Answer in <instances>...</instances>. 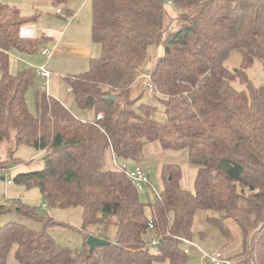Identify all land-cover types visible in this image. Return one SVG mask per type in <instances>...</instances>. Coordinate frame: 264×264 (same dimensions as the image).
<instances>
[{"label": "trees", "instance_id": "1", "mask_svg": "<svg viewBox=\"0 0 264 264\" xmlns=\"http://www.w3.org/2000/svg\"><path fill=\"white\" fill-rule=\"evenodd\" d=\"M47 1L65 8L67 0ZM90 12L100 53L87 70L64 80L78 111L92 110L93 118L74 114L46 89L34 92L32 114L25 94L37 75L32 66L12 73L9 56L36 51L46 37H20L19 27L30 26L35 15L0 3V142L11 137L43 151L40 169L18 171L13 179L37 187L50 206H81L82 230L96 228L72 250L44 228L6 222L0 264L11 246L19 264H190L198 252L185 253L181 238L197 243L206 235L234 263L264 264V83L254 86L245 74L254 60L264 63V0H90ZM150 46L162 48L147 73L162 95L164 122L150 118V104H136L139 96L130 94ZM233 50L241 61L230 69L224 60ZM236 79L246 90L233 86ZM150 142L186 149L196 165L192 190L180 184V166L165 162L161 186L148 188L144 202L123 170L106 163L110 151L118 164H139ZM7 155L0 169L18 161L11 150ZM12 210L33 214L26 204H0V214ZM196 214L204 228L195 225ZM88 235L107 243L89 250Z\"/></svg>", "mask_w": 264, "mask_h": 264}, {"label": "rangeland", "instance_id": "2", "mask_svg": "<svg viewBox=\"0 0 264 264\" xmlns=\"http://www.w3.org/2000/svg\"><path fill=\"white\" fill-rule=\"evenodd\" d=\"M43 0H25V4H21L19 12L22 16L28 17L35 15L37 18L38 34L36 36H42L41 32H48V30L62 28L65 21L63 16H59L53 13L54 6L51 7L50 4L43 3ZM16 0H10L8 5L18 6ZM82 0H67L64 6L71 8H76L80 5ZM64 12L62 6H59ZM167 13L170 16L175 14V10L172 6H166ZM78 20L83 25V28L74 34L72 37H78L79 40H88L92 41L90 38V26H91V12H90V1L84 4L82 8L77 12L73 24ZM26 26V25H25ZM41 28V29H40ZM69 33V30L67 31ZM69 40L73 39L68 37ZM42 41L37 45L36 51L30 53H20L12 51L9 56V70L12 73H16L22 68H28L31 66H36L40 64H47L52 75L48 80V89L47 93H50L53 97H56L61 100L74 114L80 116V111L73 103V100L69 96L70 94L66 90L67 86L65 84L64 77L83 72L88 69L89 60H87L82 54L79 55V59H60L57 52L53 50L52 56L49 59H46L41 53L42 48H49L52 50L50 45L45 44ZM90 43V42H89ZM51 44V43H50ZM93 50H91L92 57H96L100 53V45L96 42H93ZM55 53V54H54ZM162 53L161 46H150L148 48V53L146 59L141 65L140 70L137 73L136 79L131 87V96L139 98L136 101V104L139 102H147L151 106L149 111L150 118L164 122L166 116L163 112V104L161 102L162 95L157 92L149 94L145 88L146 82V73L150 68L153 59ZM61 54V53H60ZM59 54V55H60ZM83 57V58H82ZM241 61V55L238 51L233 50L229 53L228 57L224 60V63L230 69H235L239 67ZM59 65V67H58ZM81 65L79 71L76 70L73 66ZM47 67V66H46ZM47 67V68H48ZM48 68V69H49ZM245 74L251 82L252 85L256 86L261 83H264V63L260 60H254L250 66L245 69ZM44 81L41 77L35 76L33 85L28 88L26 91V103L27 107L32 114L35 112L34 104V92L46 91L44 87ZM233 86L236 89H245L246 87L238 79L232 82ZM52 92V93H51ZM141 93V94H140ZM87 118H93V111L87 109L83 115ZM151 143V142H150ZM147 143L146 145H148ZM12 151V157L18 159L17 162H8L6 169H0V204H7L13 206L14 203H22L29 206L32 209V215L24 214L18 211H10L7 213L0 214V225L5 224L9 221H18L25 224L33 230H40L44 228L47 234L53 238L57 245L62 247H68L72 250H78L82 247L85 240L84 235L94 233L96 228L93 224L87 225L84 230L81 228L82 223V209L81 206H50L44 202L41 194L37 187L27 188L24 184L17 182L13 177L20 172H28L40 169L42 167V156L43 151L34 148L33 146L27 144H15L13 138L10 137L8 140H3L0 142V159L9 158L8 151ZM106 163L111 166L112 158L111 155L107 152L105 157ZM120 162L119 159H117ZM129 165H132V162L126 161ZM165 162H174L177 163L182 171V176L180 178V184L187 189H193V179L196 173V165H192L187 160L186 149H177V150H163L158 143L152 142L150 146H147L143 149V159L139 163L144 167H148L150 170L149 178L152 186L154 188H159L161 182L158 176L159 166ZM19 169V170H18ZM6 179H9L11 182L6 183ZM150 186L144 187L143 189H138L139 197L142 201L146 202V191ZM45 203L46 206L42 207V204ZM49 219L54 221V223H49ZM201 219L200 214H196L195 225L204 228V223ZM48 222V224H46ZM115 233L114 226H109L107 230V236L113 238ZM240 240V233L234 234L233 241H231L230 246L234 248L237 247ZM197 243L202 249H220L223 252L226 250L220 247L219 243H215L214 239L210 238L209 235H206L203 241L198 239ZM233 244V245H232ZM231 250L230 252H232ZM190 258V264H194L195 260H198V255L193 254ZM6 264H19L14 255V246H11L6 255Z\"/></svg>", "mask_w": 264, "mask_h": 264}, {"label": "built area", "instance_id": "3", "mask_svg": "<svg viewBox=\"0 0 264 264\" xmlns=\"http://www.w3.org/2000/svg\"><path fill=\"white\" fill-rule=\"evenodd\" d=\"M55 13L57 15L63 16L66 22H70L73 19L72 14H65L64 11L60 7H55ZM35 35V31L32 27L29 26H20L19 27V36L20 37H33ZM40 53L46 58L49 59L52 56L53 50L49 48H42L40 50ZM33 72L41 77L44 81V87L47 90L48 89V80L50 77V70L46 67L45 63L32 66ZM145 88L147 93L153 94L155 91V87L150 79V76L148 73H146V82H145ZM66 90L68 93H71L70 87H67ZM112 164L115 167H118L119 169L123 170L127 178L131 181V183L137 188V189H143L144 187L150 186L152 190L156 191L157 188H154L150 182L149 174L150 170L148 167H144L140 164H132L128 165L126 163H116L114 156L112 155ZM8 183H10V180H7ZM148 226L151 228L152 224H148ZM156 240H152L151 244H155ZM182 245H183V251L185 253H190L192 248H195L198 252V260L197 264H242V263H234L231 261L228 257H226L225 253L220 249H202L198 243H196L193 240L187 239V238H181Z\"/></svg>", "mask_w": 264, "mask_h": 264}, {"label": "crops", "instance_id": "4", "mask_svg": "<svg viewBox=\"0 0 264 264\" xmlns=\"http://www.w3.org/2000/svg\"><path fill=\"white\" fill-rule=\"evenodd\" d=\"M9 1L10 0H0V3L8 4ZM16 1H19L18 2V6L16 5V7L18 9H20L21 4H25L24 3L25 0H16ZM28 1H31V0H28ZM88 1H90V0H82L80 5L77 6L76 8H71V7H68L66 5L65 8H63V9L64 10L67 9L68 10L67 14H72L73 15V19L70 22H64L62 28L48 30V32H46V33L45 32H41V34L46 37L44 43L47 44V45L49 44L50 47L52 48V50L57 52V54L60 57V59L62 58V59H66V60H69V59L77 60V59H79V55L78 54H80V55L82 54V56H84L87 60L92 58L91 50H93V47H94L93 44H92V41L79 40L78 37H72L74 34H77V32L80 31L81 29H85L86 30V28L85 27L83 28V25H81V22H79L78 20H76V22L74 24H73V22L75 20V16L77 15V12L82 8V6L84 4L88 3ZM42 2L43 3H47V4L49 3V1H47V0H43ZM50 6L53 7L52 5H50ZM20 11H21V9H20ZM53 13L56 14L55 13V8H54ZM36 24H37V18H35L33 23L29 26V27H32L34 29L35 35L38 34V27L36 26ZM68 30H69V33H67ZM68 37H71L73 39L69 40ZM90 38H91V35H90ZM46 66L48 67L47 64H46ZM58 67H59V65H58ZM73 67H76V68H74L76 70H72V71H79V69L81 68V65H76V66H73ZM49 70H50V68H49ZM50 72H51V74H50V77H51L52 71L50 70ZM50 77H49V79H50ZM56 99H58V98H56ZM58 100H60V99H58ZM84 113L85 112H80V114L82 116L84 115ZM151 143L146 145V147L150 146ZM110 153L111 152L109 151V154ZM159 168H160V166H159ZM158 176H159V172H158ZM7 180H9V179H6V183H7ZM7 184H9V183H7Z\"/></svg>", "mask_w": 264, "mask_h": 264}, {"label": "water", "instance_id": "5", "mask_svg": "<svg viewBox=\"0 0 264 264\" xmlns=\"http://www.w3.org/2000/svg\"><path fill=\"white\" fill-rule=\"evenodd\" d=\"M104 98L113 100L115 97H114V95H108V96H105ZM86 242L89 246V250H92L93 247L96 245L106 244L107 240L103 239V238L96 237L94 235H88L86 238Z\"/></svg>", "mask_w": 264, "mask_h": 264}]
</instances>
